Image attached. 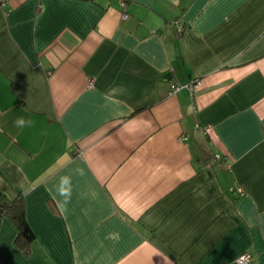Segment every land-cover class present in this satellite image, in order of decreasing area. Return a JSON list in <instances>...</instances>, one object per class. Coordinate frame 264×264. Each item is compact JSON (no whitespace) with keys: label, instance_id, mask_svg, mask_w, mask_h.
<instances>
[{"label":"crops","instance_id":"crops-1","mask_svg":"<svg viewBox=\"0 0 264 264\" xmlns=\"http://www.w3.org/2000/svg\"><path fill=\"white\" fill-rule=\"evenodd\" d=\"M0 192V264H264V0L0 1Z\"/></svg>","mask_w":264,"mask_h":264},{"label":"trees","instance_id":"trees-1","mask_svg":"<svg viewBox=\"0 0 264 264\" xmlns=\"http://www.w3.org/2000/svg\"><path fill=\"white\" fill-rule=\"evenodd\" d=\"M2 217H8L15 223L18 229L17 242L26 252L29 251V245L35 235L25 216V199L22 192L14 198L6 192H0V219Z\"/></svg>","mask_w":264,"mask_h":264},{"label":"built area","instance_id":"built-area-1","mask_svg":"<svg viewBox=\"0 0 264 264\" xmlns=\"http://www.w3.org/2000/svg\"><path fill=\"white\" fill-rule=\"evenodd\" d=\"M1 2H3L4 0H0ZM122 5L124 7V14H123V17L126 18L127 17V14H126V3L125 2H122ZM180 30L182 31L183 30V26H180ZM92 83H93V80H91L90 82V86H92ZM197 85H200L201 82L200 81H197L196 82ZM191 89H193V85H190L189 86ZM181 87L180 86H175L173 88V92L179 90ZM183 139H185V137H183ZM228 159V156L226 155H215L213 157L210 158L211 162H226V160ZM245 194V190L244 188H240L238 190H236L234 192V195L235 196H242ZM252 261H253V256L250 252H244L242 254H240L237 258H236V263L237 264H252Z\"/></svg>","mask_w":264,"mask_h":264},{"label":"clouds","instance_id":"clouds-1","mask_svg":"<svg viewBox=\"0 0 264 264\" xmlns=\"http://www.w3.org/2000/svg\"><path fill=\"white\" fill-rule=\"evenodd\" d=\"M175 2V0H174ZM26 124L28 126L31 125V121H25V119L23 117L17 118V120L15 121V125L18 128H23L26 126ZM60 195L64 196V197H69L71 194V188H70V180L67 177H64L61 179V183H60Z\"/></svg>","mask_w":264,"mask_h":264}]
</instances>
